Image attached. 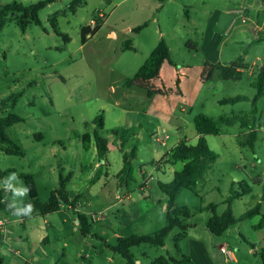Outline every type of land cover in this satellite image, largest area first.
I'll return each instance as SVG.
<instances>
[{"label":"rangeland","instance_id":"1","mask_svg":"<svg viewBox=\"0 0 264 264\" xmlns=\"http://www.w3.org/2000/svg\"><path fill=\"white\" fill-rule=\"evenodd\" d=\"M46 1L0 0V10L13 3L26 8ZM73 1L46 4L37 13L38 24H29L25 31L11 14L0 27V117L13 114L23 119L6 131V136L21 147L23 157L0 152V172L12 170L0 183L5 198L13 199L4 185L12 173L17 178L9 183L16 187H25L20 174L30 175L42 203L58 188L60 176L69 174L68 196L79 194L76 203L81 202V210L90 213L92 222L106 217L108 222L95 225L94 234L113 244L115 238L106 227L113 223L119 228L118 210L131 214L130 202L115 198L117 182L122 186L137 184L139 189H133L130 197L140 205L150 203V209L121 236L153 234L165 225L166 197L158 183H169L173 172L182 167L180 162L171 164L170 154L181 141L196 144L193 119L203 114L218 124L219 136H205L208 148L218 158L193 191L178 192L175 205L190 212L186 222L189 237L179 242L180 253L190 256L188 240L192 239L208 255L204 264H235L221 252V246L238 259V264H262L257 253L264 248V229H253L259 218L239 222L216 237L206 229L211 213L203 209L214 204L216 215H220L230 192L239 191L237 182L245 181L251 194L231 203L233 217L239 219L256 203L264 183V89L262 97L252 103L256 76L264 66V0H80L72 12L69 7ZM244 6L248 10L245 14L238 10ZM96 21L101 22L100 29L82 41L80 30H92ZM144 23L138 33L131 32ZM211 30L228 35L215 41L213 57L204 45ZM161 39L168 47L172 66L164 63L152 84L167 94L149 98L144 90L127 87L124 82L134 76ZM207 54L215 65L229 66L242 60L246 69L241 79L223 81L215 75L202 83ZM238 96L246 100L219 105L222 99ZM97 117L102 118L98 133L108 148L101 162L92 139ZM253 125L258 131L250 149L245 146V133ZM84 135L91 136L87 149L82 142ZM123 159L130 162V176L135 175V180L118 179ZM257 179L261 184L255 183ZM121 190L120 196L126 192ZM17 200L23 206L28 194ZM67 218L74 222L72 212L64 208L49 220ZM2 227L1 221L0 230ZM102 229L108 230L106 237L101 235ZM177 234V229L170 233L164 248L142 245L131 252L141 264H151L159 256L179 258L172 247ZM19 236L22 229L17 225L13 235L0 243L3 264H19L22 258L41 264L46 255L52 256V264L57 260L64 264H126L111 251L94 252L72 242L64 247L66 233L56 235L51 250L36 247L34 256L39 262H34L31 252L35 246L23 237L19 247ZM96 238L86 237L85 241L102 247V240ZM243 240L254 243L257 253L253 254ZM61 248L66 251L63 260L57 253ZM80 250L89 256L83 263L76 256Z\"/></svg>","mask_w":264,"mask_h":264},{"label":"trees","instance_id":"2","mask_svg":"<svg viewBox=\"0 0 264 264\" xmlns=\"http://www.w3.org/2000/svg\"><path fill=\"white\" fill-rule=\"evenodd\" d=\"M53 0H47L46 2H39L36 5L29 7H22L16 3L8 6H4L0 10V27L4 24V18L11 14L16 24L22 31H25L27 26L31 23L38 24L37 13L46 4L51 3ZM164 1V0H160ZM80 3V0H74L70 4V11L73 12L72 6ZM52 22V21H51ZM54 24V22H52ZM146 23L137 26L131 30L133 33H138ZM101 27V22L96 21V26L89 30L84 28L80 30V38L85 41L86 37L91 38ZM127 47L129 46L127 42ZM164 63L172 66L170 60L169 50L166 43L161 39L157 46L153 49L147 59L139 67L137 72L132 78L126 79L124 85L127 87H136L146 92L147 97H153L155 95H166L167 91L164 89H155L152 82L159 77L160 69ZM245 66L242 60H238L229 66L215 65L209 62L203 64L200 81L202 83L210 81L215 75H217L223 81H238L241 79ZM178 80L176 81V85ZM256 89V95L252 100L253 105L256 101L262 97L264 89V66L258 71L256 76V83L254 85ZM245 97H233L226 98L219 101V105H234L245 101ZM256 109L253 108L252 114L255 115ZM102 118L97 117L93 122L96 125L97 130L92 134V139L96 148V157L98 162H101L108 151L106 139L100 137L98 131L102 130ZM23 119L8 114L4 117H0V152L8 156L23 157V151L21 147L13 143L7 136L6 131L10 127L22 123ZM194 130L196 132L197 141L194 146L188 145L185 141H181L171 152L170 162L171 164L180 162L182 167L178 171H174L172 179L169 183H158L159 190L166 197L165 204V225L150 235H131L129 237L117 238L116 244L111 246L110 249L113 253L118 254L126 264H135L136 260L132 248H138L139 246H153V247H165V240L170 233L177 229L178 234L172 240V247L177 256L165 257L159 256L154 259L151 264H190L191 259L189 256L180 253L179 242L187 238V231L189 225L186 223L190 218V212L185 207H176L175 200L178 192L182 189L193 191L198 183L204 181L206 172L211 168L212 164L217 160L218 156L215 152L210 150L207 146L205 136H219L220 130L217 122L203 114L197 115L193 119ZM251 129V128H250ZM91 136L84 135L82 142L84 149L88 148V143ZM256 140V132L250 130L245 140V146L253 149L254 142ZM133 154L130 158H133ZM12 170L0 172V182L6 177ZM131 164L127 160L123 159V165L120 172L117 174L118 179L122 178L130 179ZM19 179L24 183L25 187L29 188L28 201L23 205L31 203L33 205V211L28 216H18L21 219H27L34 214L40 216H46L53 214L60 209L61 205L75 206L76 198L69 200L68 193L66 191V185L70 181V175L66 177L60 176L58 188L52 190L49 194L48 199L45 202H40L37 196L35 185L30 175L20 174ZM124 180V179H123ZM238 192L231 191L229 197L225 200V209L220 215H216V206L209 204L203 210H208L211 213L210 218L206 223V229L208 232L216 237L222 236L230 227L236 225L247 219L259 216V223L253 226L254 230L264 229V212H261L262 205L264 204V183L261 186V193L259 202L256 203L251 209L247 210L239 219H235L231 210V203L233 200H237L245 195L251 193V187L245 182H237ZM11 203L5 199L4 192L0 188V212L15 216L12 214V210L8 208V204ZM22 206V207H23ZM79 224V234L86 236L90 234L91 226L88 223V218L85 215L77 214ZM260 257L261 263L264 264V249H261L257 253Z\"/></svg>","mask_w":264,"mask_h":264},{"label":"crops","instance_id":"3","mask_svg":"<svg viewBox=\"0 0 264 264\" xmlns=\"http://www.w3.org/2000/svg\"><path fill=\"white\" fill-rule=\"evenodd\" d=\"M253 6L255 7V4H253ZM238 10H239L240 13H244V14L248 11L245 6L241 7ZM238 10L236 9L235 13ZM211 17L209 19L210 21H211ZM128 31L129 30H126L125 32H128ZM211 32H214V31L211 30L209 32V34ZM209 34L206 37V43L204 45L206 46L205 50L207 51V53H211L212 54L211 56L213 57V55L215 56V53H213L214 51L212 52L213 45H214L215 41L217 39H222L224 36H228V35H227V33L218 34V33L214 32L213 39H210L209 38ZM211 56H209L208 54L206 55V57L208 58L210 63H212ZM251 129L256 132V138H257L258 129L256 128L255 125H253ZM249 131H247L245 134L249 133ZM134 176H130V179L131 180L132 179L135 180L137 177H134ZM255 183L256 184H261V181L259 179H257ZM123 188L126 189V192L124 193V195L120 196V194L122 192L121 189H123ZM135 188L139 189V185L136 184L134 187H132L128 183V184L122 186V185H120L117 182L115 198H117V200L119 199L120 202H124V201L130 202L128 204L129 205L128 208L131 211V214H128V212L123 210V209L122 210H118L119 211V222L117 223V219H115V220H116L117 225H119V228H117V226H115L113 223H110V225H108L106 227V228L109 229V231L112 233V236L115 238V242L113 244H108L107 241H103V239H101V237H99V236L94 234L95 225H99V223H107L108 222L106 217L103 216L101 218H98L97 215H96L98 221L97 222H92L90 220V218H89L90 213L87 212V211L81 210V204H80L81 202L75 203V206H73V208L71 206L61 205L60 209L57 212L53 213V214H49V215H46V216H40L38 214H34L31 217H29L27 219H24V220L19 218L18 216L17 217H13L12 215L0 212V220L3 222V227H2L3 230H0V243L4 242V241H7L8 240V235L12 236L14 229L17 227V225H20V227L22 229V237L21 236L18 237V242L16 243V245L19 246L20 244H22L20 241L23 240L22 239L23 237H24L25 241H28L29 243L33 244L35 246V249H33L31 254L33 255V261L34 262H39V258L37 256H34L35 255L34 252L36 251V247H39L41 245L45 249L47 248V249L51 250L52 246L56 243V240H57L55 237L59 233H66V237H65V240H64V243H63L64 247H66L68 245V243L72 242V244L75 247H77V248H84V247L87 246V247H91L94 252H99V253L103 252V251L110 252L111 251L110 247L114 246L116 244L117 238L123 237V236H121V232H123L125 229H127L129 227H133L139 219H141L142 217L147 215V213H148V211L150 209L149 208V204L150 203L149 204L147 203L145 205H140L137 202H135L133 200V198L130 197V195H129L130 192L133 189H135ZM251 192H252V189H251ZM7 194H8V192H7ZM78 195L79 194H75L72 198L68 196V198H69V200H72V199H74L75 196H78ZM126 195H129V196H126ZM124 196H126V197L124 199H122ZM6 197L7 198H5V199L10 201L9 197L8 196H6ZM80 197H81V195H80ZM140 198L142 200H145L142 195L140 196ZM241 198H239V199H241ZM259 198H260V195L258 196V200L256 201V203L259 202ZM87 201H88V204L91 203L90 199H88ZM64 208L67 209V210H70L72 212V214L75 217L74 218V222L72 220H70V218H67V220H62L60 222L56 221V220L55 221L49 220V219H51L52 215L60 212V210H63ZM164 209H165V207H164ZM261 212H264V204L262 205ZM77 214L85 215L88 218V223L91 226L89 235L81 236L79 234V224H78ZM164 214H165V212H164ZM256 217L259 218V216H256ZM102 218H104L105 221H103ZM37 221H41L42 225H39V223H37ZM258 223H259V219H258L257 224ZM107 231H104L102 229L100 231V233H101L102 236L106 237V235H108L106 233ZM2 232H3V234H2ZM93 236H96L97 237L96 239L102 240V245H103L102 247H100V248L96 247L95 248L91 244H89L88 242L85 241L86 237H93ZM187 236L189 237L188 233H187ZM16 240L17 239L15 238L14 241H16ZM243 242L246 243L252 249V253L253 254L257 253L255 251L256 249H255V244L254 243H252L250 241H244V240H243ZM188 244H189V248H190V250H189V252H190V256L189 257L191 259V263L190 264H204V260H206V258H208V255L205 252V250L203 248H201V246H199L196 242L192 241V239L188 240ZM65 252L66 251L63 248H61V249H59L57 251V253L59 254V256H60V258L62 260L64 259ZM76 256L79 257L82 260V263L89 259V256L84 254L82 250L78 251ZM107 258H108L107 260L109 262H112L110 257H107ZM21 260H23V261H20L19 264H32L29 261H26L25 258H22ZM230 260H232L235 264H238V259L235 258V256L233 254H232V258ZM51 261H52V256L51 255H46V260L43 259L41 264H52ZM59 262H62V261L57 260L53 264H64V263H59ZM0 264H3L1 259H0ZM135 264H141L140 260H136Z\"/></svg>","mask_w":264,"mask_h":264},{"label":"clouds","instance_id":"4","mask_svg":"<svg viewBox=\"0 0 264 264\" xmlns=\"http://www.w3.org/2000/svg\"><path fill=\"white\" fill-rule=\"evenodd\" d=\"M17 178L15 173H12L5 181V189L10 191L13 194V199L11 203L8 204V208L12 210V214L15 216H28L33 211V205L31 203L27 204L26 206H20L17 198L24 197L28 194L29 188L28 187H16L9 183V180Z\"/></svg>","mask_w":264,"mask_h":264},{"label":"built area","instance_id":"5","mask_svg":"<svg viewBox=\"0 0 264 264\" xmlns=\"http://www.w3.org/2000/svg\"><path fill=\"white\" fill-rule=\"evenodd\" d=\"M92 22V21H91ZM241 22H245V19H242ZM214 37V33L210 34V39H213ZM103 221H105L104 218H102ZM0 225H1V221H0ZM220 250L223 254H225L227 256V258H232V253L227 251L226 248L224 246L220 247Z\"/></svg>","mask_w":264,"mask_h":264}]
</instances>
